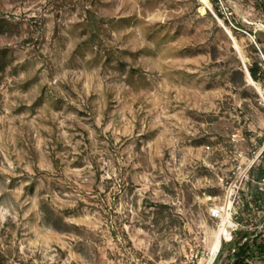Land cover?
<instances>
[{
  "label": "rangeland",
  "instance_id": "obj_1",
  "mask_svg": "<svg viewBox=\"0 0 264 264\" xmlns=\"http://www.w3.org/2000/svg\"><path fill=\"white\" fill-rule=\"evenodd\" d=\"M209 1L0 0V264H233L264 232V0Z\"/></svg>",
  "mask_w": 264,
  "mask_h": 264
},
{
  "label": "trees",
  "instance_id": "obj_2",
  "mask_svg": "<svg viewBox=\"0 0 264 264\" xmlns=\"http://www.w3.org/2000/svg\"><path fill=\"white\" fill-rule=\"evenodd\" d=\"M260 66L258 64H254L249 68L250 74L253 79L257 80L258 72H259ZM258 181L264 180V163L259 166V173L257 176ZM253 201L252 203L256 205H260L261 201L264 202V190L260 187L256 189L255 192L252 194ZM251 205V202H246L245 207L249 208ZM238 217L240 221L243 223L245 222L243 214H239ZM263 230H260L256 232L254 235L244 236L238 241H235L231 244H233V247L230 248L228 252V257L231 261H233V264H256L253 260L255 257V252L258 251L261 255L264 254V246L257 244V238L263 235ZM234 239V238H233ZM226 249V246L223 245L220 249V253L224 252Z\"/></svg>",
  "mask_w": 264,
  "mask_h": 264
},
{
  "label": "bare ground",
  "instance_id": "obj_3",
  "mask_svg": "<svg viewBox=\"0 0 264 264\" xmlns=\"http://www.w3.org/2000/svg\"><path fill=\"white\" fill-rule=\"evenodd\" d=\"M203 1L205 2V4H206L208 7L211 6L209 0H203ZM250 79H251L253 82L255 81V80L252 78L251 75H250ZM228 206H231V203H230L229 200L227 201V204H226L225 210H226V208H227ZM227 221H228L229 223H232L231 220H229V214H228L227 212H225V215H224V224H223V226H222V229L220 230L219 238H220L221 236H223V235H225V236H227V237H229V238L231 237V235H230V233H229V231H228V229H227V226L225 225V223H226ZM220 246H221V241H220V239H218V241H217V243H216L215 251H218L219 248H220Z\"/></svg>",
  "mask_w": 264,
  "mask_h": 264
},
{
  "label": "built area",
  "instance_id": "obj_4",
  "mask_svg": "<svg viewBox=\"0 0 264 264\" xmlns=\"http://www.w3.org/2000/svg\"><path fill=\"white\" fill-rule=\"evenodd\" d=\"M253 167V166H252ZM251 167V168H252ZM235 188H236V184H232V186H231V192H230V195H229V201H230V203H231V206H228L227 208H226V210H225V207L223 208V207H221V208H219V207H216V208H213L212 209V214L214 215V216H219V215H221V214H223L224 212H227L228 213V211L229 210H231L233 207H234V204H235V199H233V193L235 192ZM263 190H264V188H262ZM252 197V196H251ZM251 202V201H250ZM229 214V213H228ZM229 216L232 218V213H230L229 214ZM232 239V238H231ZM218 251H220V248H219V250Z\"/></svg>",
  "mask_w": 264,
  "mask_h": 264
},
{
  "label": "water",
  "instance_id": "obj_5",
  "mask_svg": "<svg viewBox=\"0 0 264 264\" xmlns=\"http://www.w3.org/2000/svg\"><path fill=\"white\" fill-rule=\"evenodd\" d=\"M250 73V72H249ZM251 75V74H250Z\"/></svg>",
  "mask_w": 264,
  "mask_h": 264
}]
</instances>
